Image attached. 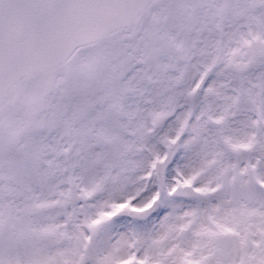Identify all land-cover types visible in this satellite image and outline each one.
I'll return each mask as SVG.
<instances>
[{
    "label": "snow or ice",
    "instance_id": "6c2138e0",
    "mask_svg": "<svg viewBox=\"0 0 264 264\" xmlns=\"http://www.w3.org/2000/svg\"><path fill=\"white\" fill-rule=\"evenodd\" d=\"M0 264H264V0H0Z\"/></svg>",
    "mask_w": 264,
    "mask_h": 264
}]
</instances>
